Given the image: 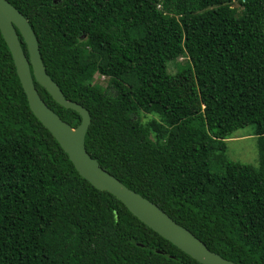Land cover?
<instances>
[{"label": "trees", "instance_id": "trees-1", "mask_svg": "<svg viewBox=\"0 0 264 264\" xmlns=\"http://www.w3.org/2000/svg\"><path fill=\"white\" fill-rule=\"evenodd\" d=\"M8 1L89 111V155L211 251L264 264V0ZM246 125L258 166L226 154ZM0 264H201L80 176L31 111L1 31Z\"/></svg>", "mask_w": 264, "mask_h": 264}, {"label": "water", "instance_id": "water-1", "mask_svg": "<svg viewBox=\"0 0 264 264\" xmlns=\"http://www.w3.org/2000/svg\"><path fill=\"white\" fill-rule=\"evenodd\" d=\"M0 31L12 55L31 111L67 153L80 176L98 190L114 195L131 214L197 262L237 264L208 249L191 231L178 224L158 205L125 186L89 155L85 148V134L90 123L89 111L81 104L66 99L57 83L47 74L30 24L8 0H0ZM19 34L26 44L28 56L21 47ZM34 82L45 88L55 102L76 111L81 117L80 123L72 127L62 120L40 97Z\"/></svg>", "mask_w": 264, "mask_h": 264}, {"label": "rangeland", "instance_id": "rangeland-1", "mask_svg": "<svg viewBox=\"0 0 264 264\" xmlns=\"http://www.w3.org/2000/svg\"><path fill=\"white\" fill-rule=\"evenodd\" d=\"M232 6L240 10L236 3H233ZM179 60H182V58H179ZM95 81L106 83L103 77L95 76ZM256 139L252 125H246L237 129L226 139V154L228 158L232 161L258 166L259 160Z\"/></svg>", "mask_w": 264, "mask_h": 264}, {"label": "clouds", "instance_id": "clouds-1", "mask_svg": "<svg viewBox=\"0 0 264 264\" xmlns=\"http://www.w3.org/2000/svg\"><path fill=\"white\" fill-rule=\"evenodd\" d=\"M165 212V211H164Z\"/></svg>", "mask_w": 264, "mask_h": 264}]
</instances>
